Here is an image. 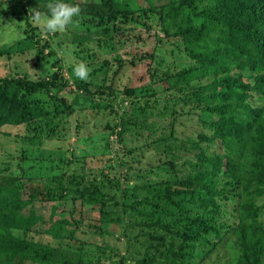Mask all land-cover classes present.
Wrapping results in <instances>:
<instances>
[{
  "label": "trees",
  "instance_id": "obj_1",
  "mask_svg": "<svg viewBox=\"0 0 264 264\" xmlns=\"http://www.w3.org/2000/svg\"><path fill=\"white\" fill-rule=\"evenodd\" d=\"M48 2L0 0V16L20 28L19 37L0 48L5 65L15 64L0 75V127L27 125L23 140L30 143L62 140L68 118L92 109L118 113L115 105L121 107L125 95L130 111L119 113L108 132L123 153L114 156L117 165L133 169L126 156L148 164L141 159L150 151L157 163L139 167L143 171L132 183L133 175L123 170L113 177L102 169L91 173L85 156L75 154L50 158L38 176L2 167L0 264H103L100 254L86 249L93 243L101 254L113 251L114 264H206L212 254L230 249L229 264H264V103H252L264 99V0H68L82 9L81 28L63 32L55 43H76L78 57L89 65L99 62L88 81L65 74L69 68L54 39L42 38L32 26L29 9L47 11ZM138 29L152 32L156 42L174 38L188 63L161 70L151 66L155 49L130 59L117 53L124 35L142 39ZM91 41L113 56L97 61ZM18 54L22 58L14 59ZM28 54L35 64L49 59L51 71L30 77L19 65ZM143 60L149 61L147 78L123 85V95H116L114 79L128 63ZM99 72L101 78H93ZM184 116L197 120L193 134L177 132ZM72 121L78 134L82 126ZM138 131L143 150L126 144V134ZM105 148L111 152L109 142ZM67 201L71 219L34 228L40 215L31 205ZM77 231L116 235L124 251L81 239ZM39 233L55 242L36 239Z\"/></svg>",
  "mask_w": 264,
  "mask_h": 264
},
{
  "label": "rangeland",
  "instance_id": "obj_2",
  "mask_svg": "<svg viewBox=\"0 0 264 264\" xmlns=\"http://www.w3.org/2000/svg\"><path fill=\"white\" fill-rule=\"evenodd\" d=\"M141 2H143V0H141ZM79 28H81V25ZM19 31L20 28L16 26V22H13L11 17L5 15L0 16V48L3 46H7L10 42L19 37ZM139 32L141 33L142 38L139 41L130 40V37H128V35H124V41L117 45V53H119L120 55L127 54L129 55L130 59L132 56L138 55L141 52H151L153 49H155L154 54L156 57L154 60L151 59V66L158 67L161 70L165 69V67L167 66H172V64H175L173 68H177L178 66L176 64L181 67L188 63L186 57L183 56L180 50L183 45L179 44V46L175 47L171 42V39L174 38L163 37L162 41L156 42L155 36L154 34H152V32L148 33L143 29L140 31L138 29V33ZM63 37V33H58L56 38H54V35L53 37H51V35L49 36L51 40L54 39L53 43L56 52L61 57H63L64 66L66 68H69L66 69L65 74H67L69 77L76 78L72 72L73 66L80 61H83L85 63L86 61L78 57L74 53L73 50L78 48V45L76 43L64 41V44L61 46H58L55 43L57 39L62 40ZM157 44L158 47H156ZM89 45L96 51L97 61L113 56L110 54V51L104 50V52H102V50L96 48V43L94 41L89 42ZM13 58L17 60L22 57L20 56V54H18L16 56H13ZM25 58L26 59L24 61L19 62V65L20 67H22L23 71L26 70L28 72L30 77H43L46 73L51 71L49 59L42 60L38 64H35L31 60H29V54L26 55ZM157 59L158 61H162V63L158 64V62L156 61ZM6 61H8L7 58L0 57V75L10 72L11 68H13V66L15 65L12 63L7 66L5 65ZM137 62L138 64L136 66H132L128 63V65L124 68L123 73H121L119 79H114L113 84L116 87V95L122 94L119 93V89L123 85L134 84L136 81L141 82L142 76L147 78L146 76H148V73L145 68L147 67V62L149 61L143 60ZM87 65L92 70L93 67H98L99 62ZM111 71L112 70H110L109 74H112ZM101 75L102 74L99 72L93 75V78L98 80L101 78ZM109 83L110 80L107 82V84ZM67 97L69 98V100L73 99V95H67ZM78 97H80V95H78ZM123 97L124 100L122 101L123 103L121 107L115 105V109L118 110V113L112 112L110 108H105L100 112L92 109L91 111H82L75 113L71 117L72 119H67L66 135L62 140L58 141L43 144H39L38 142L30 143L23 140V136L28 134L27 125H3L2 127H0V169L8 165L9 172L6 173L11 172L19 175L25 174L30 176H38V174L40 175L41 172L42 174L44 173L43 166H47L50 158H58L59 156H67L69 158H72L73 154H75L79 156H85L84 168L89 170L91 173L98 174L102 169L109 175V177H113L115 175H119L118 170L120 172L121 170H123L126 176H128L129 174L133 175V178H130L129 182H134L135 176L139 175L138 172L140 171L142 173L143 171L141 169L138 171L139 167L146 168L150 162L151 165H154L157 163V160H155L154 151H150L148 153H144V156H142L141 159L142 161L148 159L150 161L148 164H145L144 162H140L139 164L131 162V157L126 156L127 160H129L128 164H131L133 166V169L129 170L128 167H124L122 169L121 167H119V165H117L118 160L114 156L121 157L123 153H121V147L114 144L116 136L110 135V133L108 132L110 131V127L113 126L114 122L116 120H119V113H121L123 110L130 111L128 105L129 102L126 99L125 95H123ZM81 98H84V96L81 95ZM81 98H79L78 101L80 103L82 102ZM121 98L122 97L119 96L118 99H115L114 103L120 101ZM252 103L255 105H261L264 103V99L254 97L252 99ZM86 112H88V114ZM72 120H79V124L82 126V131H80L78 134H75L74 132L75 123ZM195 125L198 124L197 120L194 117L184 116L183 119L177 121L176 129L177 132L180 131V134L186 136L187 134H193V132H195L193 129ZM117 130H119V128H117ZM143 138V135H139V131L135 133H127L126 144L128 147L139 146V148L143 150L140 147V145H142L144 142ZM107 142L110 143L111 152H109L108 149L105 148ZM117 147H120L119 152L112 151V149L115 150V148ZM190 156L192 157V155ZM110 165L115 166L110 168ZM150 176V178L153 179L157 178V176L155 175ZM40 177H42V175ZM53 205H55L56 210H53ZM31 207L35 210L36 214L40 215V220L37 224H35L34 228L38 231H42L47 229L56 219H61L65 216L71 219V214L68 213V211L73 207V205H71L70 201H67L65 204L37 202L36 204L31 205ZM88 212L90 213V210H88ZM75 215H79V210L75 213ZM90 221L93 222L92 220ZM77 233L81 239L84 238V240H96L99 244H108L110 248H115L118 250V252L124 251L125 243L122 241H118L116 239V235L112 236L108 233H105L103 235H96L82 233L79 231H77ZM35 238L41 239L43 242H47L50 240L51 243L55 242L49 234L39 233L35 236ZM86 249L92 254H100L101 262L103 264H114L118 257L113 251H110L107 254H101V252L97 251V246L94 243L88 244ZM226 252L227 251L225 250H221L216 254H212L206 264H229V260L231 257L230 253H233V249H230V251L228 250V253ZM92 260L95 262V257H93Z\"/></svg>",
  "mask_w": 264,
  "mask_h": 264
},
{
  "label": "clouds",
  "instance_id": "obj_3",
  "mask_svg": "<svg viewBox=\"0 0 264 264\" xmlns=\"http://www.w3.org/2000/svg\"><path fill=\"white\" fill-rule=\"evenodd\" d=\"M47 11L38 8L29 9L31 24L39 30L42 38L47 39L50 35L63 33L67 30L77 29L83 19L82 9L79 4L68 2V0H49L46 4ZM91 68L83 61L76 63L73 75L82 81L90 79Z\"/></svg>",
  "mask_w": 264,
  "mask_h": 264
}]
</instances>
